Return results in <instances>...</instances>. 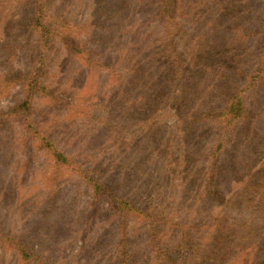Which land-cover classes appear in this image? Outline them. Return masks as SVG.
Wrapping results in <instances>:
<instances>
[{
    "label": "rangeland",
    "instance_id": "1",
    "mask_svg": "<svg viewBox=\"0 0 264 264\" xmlns=\"http://www.w3.org/2000/svg\"><path fill=\"white\" fill-rule=\"evenodd\" d=\"M26 1L18 13L25 14V24L32 12V3ZM48 1L56 16L79 23L76 34L86 38L89 46L104 50L108 56L117 40L131 48L123 52H128L133 63L120 62L126 67L121 72L128 78L122 86L131 93L130 98L125 95L124 100H116V79L105 71H91L55 43L48 70L60 102L43 101L37 112L38 123L50 129L67 150L88 154V162L112 172L117 190L124 189L143 202L152 198L153 190L160 188L163 178L159 175L167 169L172 144L181 130L184 128L188 140L193 131L194 142L205 145L210 141L209 124L213 123L201 113L218 112L236 91H242L250 117L239 123L246 125L237 134L236 150L222 156V160H239L234 163L237 173L231 175L229 184L236 178L241 180L239 171H245L248 164L241 160L254 163L264 159V0H202L197 25L188 22L178 40L181 53L191 48L193 37L200 47L188 62L181 59L178 78H174L178 68L168 58L147 59L148 48L139 50L133 44L135 37L150 38L155 29L161 30L152 17L154 0H132L128 10L121 9L120 0ZM0 31L1 42L25 40L18 24H1ZM27 49L18 51L16 66H27ZM7 69L6 64H0V70ZM249 74L255 78L253 85ZM18 99L15 87L0 97V107L12 106ZM90 111L95 116L104 112L110 126L92 127L87 132L86 115ZM9 150L0 142V234L31 244L44 264H105L107 259L102 258L101 251L107 253L108 246L103 243L114 237L109 233L111 219L106 206L97 212L89 210L82 184L66 176L53 182L49 176L37 175L42 158L27 162L28 155H11ZM260 169L263 172L264 165ZM145 191L150 193L145 195ZM194 208L193 216L186 208L174 210L181 218L174 222H204L207 215L202 205ZM132 231L136 241L143 243L145 235L140 234L144 226L133 224ZM0 264L30 262H22L13 252L0 248Z\"/></svg>",
    "mask_w": 264,
    "mask_h": 264
},
{
    "label": "trees",
    "instance_id": "2",
    "mask_svg": "<svg viewBox=\"0 0 264 264\" xmlns=\"http://www.w3.org/2000/svg\"><path fill=\"white\" fill-rule=\"evenodd\" d=\"M131 1L120 0V3L123 2L121 9L128 10ZM25 2L0 0V26L18 24L26 36L25 40L16 42H1L0 39V64L8 66L5 72L0 70V97L15 87L16 94H19L18 101L12 106L0 107V142L6 150L10 149L11 155L16 152L28 155L27 162L42 158L37 175L49 176L53 182L66 176L82 184L89 210L97 212L106 206L111 219L108 221L109 233L114 237L107 238L103 243L108 246L107 253L101 251L102 258L107 259L105 264H145L150 260L153 264H190V261L194 264H264V171L260 169L264 159L254 163L241 160V163L248 164L244 165L245 171H239L241 180L236 178L233 184H229V180L232 174L237 173L234 163H239V160L234 157L222 160L224 153L230 150L232 154L231 150H236L239 144L237 134L246 125L239 123L250 117L242 91L230 94L218 112L201 113L213 123L209 124L210 141L205 145L194 142L190 129L188 140L183 128L177 142L172 144L167 169L159 175L163 178L160 188L153 190V197L144 202L133 199L124 189L120 191L113 186L112 172L98 163L88 162V154L67 150L50 129L38 123L37 118L43 101L60 102L59 92L51 82L48 70L55 43L86 64L91 71H105L116 79V100H124L125 95L130 98L131 93L122 86L128 78L122 74L121 69L126 67L120 62L133 63L128 52H123L131 48L123 43L122 46L117 40L108 56L104 50L89 46L86 38L76 34L79 23L71 18L56 16L50 10L48 0H29L32 12L25 24V14L18 15ZM153 5L152 17L158 21L161 30L155 29L150 38L134 36L133 44L139 50L148 48L147 59L164 56L178 68L181 59L188 62L191 55L198 52L196 48L200 47L193 37L191 48L181 53L178 40L188 22L197 25L204 2L154 0ZM230 8L233 9L232 5ZM4 29L7 31V28ZM26 49L29 56L27 66H16L14 61L18 51ZM103 57L107 59L102 60ZM252 75L248 76L253 85L255 78ZM180 76L178 68L174 78ZM86 116L87 132L92 127L111 124L104 112L95 116L90 111ZM147 192H144L145 195ZM200 204L207 215L204 222L197 225L189 220L174 222L178 218L174 210L186 208L193 216L196 213L194 207ZM133 224L144 226L140 234L145 235L143 243L136 241L132 235ZM111 243L113 246H110ZM0 248L13 252L22 262L44 264L40 252L19 237L0 234Z\"/></svg>",
    "mask_w": 264,
    "mask_h": 264
}]
</instances>
